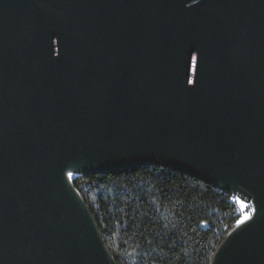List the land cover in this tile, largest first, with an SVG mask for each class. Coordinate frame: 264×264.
<instances>
[{
    "label": "water",
    "instance_id": "obj_1",
    "mask_svg": "<svg viewBox=\"0 0 264 264\" xmlns=\"http://www.w3.org/2000/svg\"><path fill=\"white\" fill-rule=\"evenodd\" d=\"M146 163L250 201L212 264H264V0H0V264H116L68 173Z\"/></svg>",
    "mask_w": 264,
    "mask_h": 264
},
{
    "label": "trees",
    "instance_id": "obj_2",
    "mask_svg": "<svg viewBox=\"0 0 264 264\" xmlns=\"http://www.w3.org/2000/svg\"><path fill=\"white\" fill-rule=\"evenodd\" d=\"M70 181L116 264H212L241 218L231 193L161 164Z\"/></svg>",
    "mask_w": 264,
    "mask_h": 264
},
{
    "label": "rangeland",
    "instance_id": "obj_3",
    "mask_svg": "<svg viewBox=\"0 0 264 264\" xmlns=\"http://www.w3.org/2000/svg\"><path fill=\"white\" fill-rule=\"evenodd\" d=\"M75 175H76V173H74V172L68 173L69 178H71ZM233 199L237 200L238 207L241 210V218L239 219V221H242V220L247 219L250 216H252V214L254 212V206L250 201L242 200L238 197H234Z\"/></svg>",
    "mask_w": 264,
    "mask_h": 264
},
{
    "label": "bare ground",
    "instance_id": "obj_4",
    "mask_svg": "<svg viewBox=\"0 0 264 264\" xmlns=\"http://www.w3.org/2000/svg\"><path fill=\"white\" fill-rule=\"evenodd\" d=\"M245 220V219H244ZM244 220H242V221H244ZM242 221H240V222H242Z\"/></svg>",
    "mask_w": 264,
    "mask_h": 264
}]
</instances>
